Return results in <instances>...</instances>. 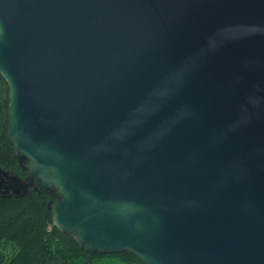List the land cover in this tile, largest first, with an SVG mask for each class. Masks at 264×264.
<instances>
[{
    "label": "water",
    "instance_id": "95a60500",
    "mask_svg": "<svg viewBox=\"0 0 264 264\" xmlns=\"http://www.w3.org/2000/svg\"><path fill=\"white\" fill-rule=\"evenodd\" d=\"M0 74L1 198L91 254L264 264V0H0Z\"/></svg>",
    "mask_w": 264,
    "mask_h": 264
},
{
    "label": "trees",
    "instance_id": "16d2710c",
    "mask_svg": "<svg viewBox=\"0 0 264 264\" xmlns=\"http://www.w3.org/2000/svg\"><path fill=\"white\" fill-rule=\"evenodd\" d=\"M7 104L8 85L0 74V165L24 176L5 135ZM49 199L34 191L23 197H0V264H143L129 250L91 254L81 249L54 225L46 206Z\"/></svg>",
    "mask_w": 264,
    "mask_h": 264
}]
</instances>
